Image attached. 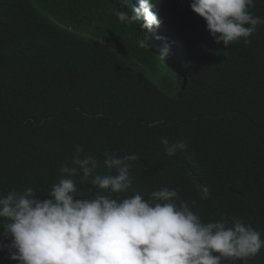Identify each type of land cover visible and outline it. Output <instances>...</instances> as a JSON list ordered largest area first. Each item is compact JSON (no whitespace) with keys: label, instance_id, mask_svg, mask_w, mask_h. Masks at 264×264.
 Returning a JSON list of instances; mask_svg holds the SVG:
<instances>
[{"label":"trees","instance_id":"trees-1","mask_svg":"<svg viewBox=\"0 0 264 264\" xmlns=\"http://www.w3.org/2000/svg\"><path fill=\"white\" fill-rule=\"evenodd\" d=\"M190 3L159 0L149 32L118 19L131 14L123 0H0V196L47 197L77 146L96 160L93 175L116 174L105 153L135 154L132 187L102 194L174 189L202 222L242 220L264 240V24L225 49ZM249 11L264 18V0ZM161 137L186 148L170 157ZM0 264L18 261L5 248ZM236 264H264V247Z\"/></svg>","mask_w":264,"mask_h":264},{"label":"clouds","instance_id":"clouds-1","mask_svg":"<svg viewBox=\"0 0 264 264\" xmlns=\"http://www.w3.org/2000/svg\"><path fill=\"white\" fill-rule=\"evenodd\" d=\"M129 3L123 0L122 6ZM158 3L140 0L139 7L131 4V14L119 10L116 15L121 22L151 32L161 24L153 11ZM190 7L225 49L241 38L250 43L248 38L264 24V18L249 11L255 0H191ZM138 43L149 48L148 39ZM169 51L165 43L159 56L164 60ZM160 142L170 157L186 148L184 141L170 142L167 137ZM82 151L77 146L72 166L60 168L64 175L47 197L41 198L32 187L0 196V235L11 241L0 243V250L7 248L18 264H224L226 260L236 264L255 257L264 247L261 233L242 220L231 227L226 220L202 222L186 203L176 202L174 189L155 190L147 200L140 193L120 200L102 194V190L123 193L132 187L130 161L137 156L105 153V166L116 174L93 175L97 162L91 156L81 159ZM85 186L95 191L94 197L75 195ZM198 190L202 198L208 197L207 186Z\"/></svg>","mask_w":264,"mask_h":264}]
</instances>
